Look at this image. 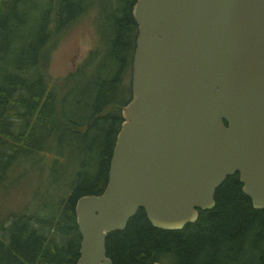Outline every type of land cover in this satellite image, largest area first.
<instances>
[{"label":"trees","instance_id":"16d2710c","mask_svg":"<svg viewBox=\"0 0 264 264\" xmlns=\"http://www.w3.org/2000/svg\"><path fill=\"white\" fill-rule=\"evenodd\" d=\"M133 3L116 0L103 10L97 0H0V185L13 179L16 166L37 170L48 155L53 165L82 156L68 181L59 177L44 187L58 190L57 200L38 204L30 197L0 217V264H75L81 238L75 202L105 187L121 106L131 97ZM93 10L95 23L101 18L109 30L99 35L97 28L99 43L84 60L53 76L59 40ZM214 201L180 229L152 225L139 208L123 229L107 234V256L112 264H264V207H253L238 172L216 188Z\"/></svg>","mask_w":264,"mask_h":264},{"label":"water","instance_id":"95a60500","mask_svg":"<svg viewBox=\"0 0 264 264\" xmlns=\"http://www.w3.org/2000/svg\"><path fill=\"white\" fill-rule=\"evenodd\" d=\"M131 12V97L105 187L75 202V264H112L106 236L139 208L160 228L195 221L235 172L264 207V0H134Z\"/></svg>","mask_w":264,"mask_h":264},{"label":"rangeland","instance_id":"374dc122","mask_svg":"<svg viewBox=\"0 0 264 264\" xmlns=\"http://www.w3.org/2000/svg\"><path fill=\"white\" fill-rule=\"evenodd\" d=\"M111 3L116 5V0H97V9H110ZM95 11H90L86 15L76 20L67 31V33L59 40L57 46L52 52L51 63L49 70L53 76L61 77L66 74L74 64L82 62L89 51L94 48L98 42L97 28H108L102 23L101 18L96 19ZM97 12V11H96ZM109 30V29H107ZM102 44L106 43L107 34H101ZM130 81V76L127 81ZM72 146V143L67 145V153ZM81 155H72L71 160H58V163L52 164V156L48 155L43 161L42 166L37 169L25 170L23 166L13 168L12 176L8 175L5 182L0 185V217L4 216L11 209L17 210L30 199L35 196V201L39 203L48 202L52 199L57 200L60 192L55 189L45 190L44 187L56 182V179L61 177L63 181H68L73 175L77 166L82 164ZM28 164L27 162L25 163ZM44 178V183L41 184L38 177ZM28 187V188H27ZM7 189V190H6ZM6 190V191H4ZM41 210L47 214L52 213V206L41 205Z\"/></svg>","mask_w":264,"mask_h":264}]
</instances>
